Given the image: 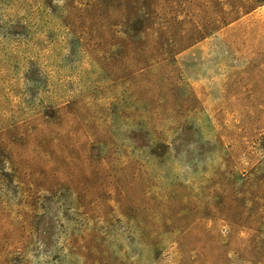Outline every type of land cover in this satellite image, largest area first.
Listing matches in <instances>:
<instances>
[{
  "label": "rangeland",
  "instance_id": "obj_1",
  "mask_svg": "<svg viewBox=\"0 0 264 264\" xmlns=\"http://www.w3.org/2000/svg\"><path fill=\"white\" fill-rule=\"evenodd\" d=\"M0 264H264V0H0Z\"/></svg>",
  "mask_w": 264,
  "mask_h": 264
}]
</instances>
